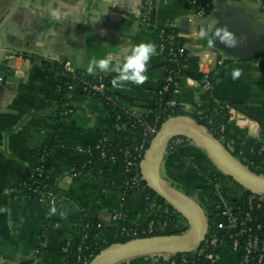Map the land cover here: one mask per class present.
Here are the masks:
<instances>
[{"label":"crops","instance_id":"1","mask_svg":"<svg viewBox=\"0 0 264 264\" xmlns=\"http://www.w3.org/2000/svg\"><path fill=\"white\" fill-rule=\"evenodd\" d=\"M144 1L0 0V32H8L12 45L21 49L0 64V78L10 79L0 101V264H66L59 253L61 245L79 235L88 219L112 227L144 225L165 211V205L147 204L139 192L124 198L120 187L105 184L102 169L116 161H100L95 168L73 173L87 145L135 140L137 133L113 120L104 105L88 94L70 92L58 112L55 99L45 94L60 79L59 70L46 61H68L73 69L86 71L91 57L108 56L117 63L142 41L155 42L158 49V39L141 21ZM212 2L211 10L198 18L191 0H155L156 28L184 24L180 28L186 56L179 67L187 75L176 84L173 117L195 121L215 115L220 102L237 104L241 111L233 109L221 143L242 165L261 171L251 144L259 137L260 124L264 125V0ZM222 26L243 36L242 44L225 48L217 42L209 48L199 36L204 27L212 33ZM41 47L47 57L33 54ZM162 62L158 52L143 84L117 90L149 104L163 83ZM234 68L241 70L236 79L231 76ZM94 74L115 76L99 70ZM178 139V144L170 143L160 163V176L170 186L205 211L213 207V182L221 186L223 182L231 197L243 191L203 149L189 139ZM42 144L50 147L48 157L54 166L47 178L50 193L42 199H26L15 185L37 161L32 149ZM52 206L57 208L56 215H49ZM60 211L67 213L66 218L60 217ZM174 218L172 229L187 227L180 215L174 213ZM103 237L100 230L87 243L100 250ZM237 259L222 244L215 264H238ZM115 264H166V256L137 255Z\"/></svg>","mask_w":264,"mask_h":264},{"label":"trees","instance_id":"2","mask_svg":"<svg viewBox=\"0 0 264 264\" xmlns=\"http://www.w3.org/2000/svg\"><path fill=\"white\" fill-rule=\"evenodd\" d=\"M202 1V0H198ZM177 25H172L163 29L153 28L152 34L159 39V43L162 44V50L159 53L163 62L161 68L163 71V76L171 75L172 84H170L168 92L159 93L162 85L157 89L156 95L152 101H149L148 107L140 109V111L134 116L129 117L126 114V110L132 109L131 103L122 100L123 95H115L114 92L117 88H113L110 81V77L101 74H88L87 71H79L73 69L72 71H66L63 69V62L58 61H46L47 66H53L60 72V79L49 91L45 92L47 96L55 99L57 103V112L62 109L67 103V97L70 93L68 86L69 84L76 85V91L79 93L88 94L82 90L83 87H90V85L97 83L98 77L102 76V82L105 84L107 97L99 94H88L96 98L104 107L108 110L110 117L113 120L123 122L126 126L137 133L135 140H124V141H103L99 144V148H95L96 142H92L87 145L89 148L87 154L82 155L79 158V164L73 173H83L86 170L95 168L96 164L100 161H109L112 158L116 159V164L112 167H105L102 169V174L105 179V184L107 186H118L122 190L123 197L135 193L133 188H130L128 182L131 179L130 172L126 171L123 151L125 147H128L131 153H134L142 140V126L139 121L156 122V126L159 128L162 122H164L168 117V114L174 115V109L166 105V101L171 98L172 90L183 77L187 74L179 67L169 63L170 59H178L180 63L184 62L186 51L184 49L183 38L179 35L181 34V28ZM183 49V53L179 54L178 50ZM26 56V55H23ZM109 81V82H107ZM127 85V84H125ZM124 85V86H125ZM220 109L215 115H209L204 118H196L195 122L199 125L205 127L216 139H218L219 126L224 125V132L226 134L229 127V117L228 108L236 109L241 111L240 107L234 103L220 102ZM117 117H119L117 119ZM156 118H158L156 120ZM156 120V121H155ZM252 150L256 154V165L264 166V125L260 124V134L259 137L252 140L251 144ZM262 148V149H261ZM50 147L48 145L42 144L40 146L34 147L31 154L37 158L35 166H31L22 180L15 185V189L21 193V195L26 199L37 200L40 195L47 190V185L45 180L47 176L53 171L54 166L49 160ZM101 153H105V157L101 156ZM36 167H40V171H36ZM256 173H260L259 170H252ZM143 194L148 195L150 198H156L158 204L167 206L170 210H173L169 205H167L161 198L157 197L151 190H149L144 183ZM249 195L248 191H244L242 195L241 207L246 208V198ZM215 194H213V197ZM147 204L149 202L144 200ZM236 203V201L231 202ZM174 211V210H173ZM174 213L178 215L175 211ZM254 214L258 216V221L263 225V229L258 233L264 237V210L260 209L254 211ZM154 221L153 231L151 233H141L143 230V225H132L129 223H121L125 229H137V235L134 237H146V236H171L183 234L187 227L182 229H172V225L175 223L174 216H152L150 217ZM165 222V226L162 230L158 229L157 226ZM87 227L80 230L79 235L74 239L65 241L62 243L61 248L65 247L66 243L67 249L62 252L61 248L59 250L60 255L66 262V264H83L85 260L89 259V256H95L99 248L95 245H89L87 241L82 240V236L85 235L86 239L89 240L94 237L100 230L104 233V240L102 248L107 247L112 243L126 242L133 237H127L120 233V229L116 227L107 226L104 222L99 219L93 218L87 220ZM80 247V249H79ZM179 256V255H178ZM33 261L23 262L21 264H32ZM188 264H206L202 258H189Z\"/></svg>","mask_w":264,"mask_h":264},{"label":"built area","instance_id":"3","mask_svg":"<svg viewBox=\"0 0 264 264\" xmlns=\"http://www.w3.org/2000/svg\"><path fill=\"white\" fill-rule=\"evenodd\" d=\"M191 4L194 7V15L198 18H203L213 6L212 0H202L199 2L198 0H191ZM154 13L155 0H145L141 7V21L151 31L153 28H156L153 23ZM179 35L181 36V34ZM161 50L162 44L159 43L158 39V52L160 53ZM178 53L182 54L183 49H179ZM169 63L179 65L180 61L174 58L170 59ZM199 68H202V65H199ZM63 69L66 71L73 70L71 64L68 61L63 62ZM163 78L164 79L162 87L159 93L168 92L170 84H172V77L171 75H169V73L167 75H164ZM202 82L205 85L207 84L206 75H204V77L202 78ZM68 89L70 92L75 91L76 85L69 84ZM82 90L88 94H99L108 98V95L105 92V84L102 82V76L98 77L97 83L90 85V87H83ZM176 92L177 87L175 84L172 90L171 98L168 99L165 103L169 107L173 108L175 106V101L172 99V96ZM228 112L231 117L233 108H228ZM126 114L131 117L134 116L136 112L133 109H128L126 110ZM167 117H172V115L168 114ZM118 118L119 117H117V119ZM157 119L158 118H156V120ZM117 122L120 123L122 127L128 128L125 123L119 121ZM139 123L142 126L143 130L141 143L139 144L134 153H131L128 147H125L123 151L126 171L130 172L131 174V179L128 184L130 188H133L135 190V192L141 193L143 199L147 200L149 204H158L156 202V198H150L148 195L143 194L144 186L142 185L143 180L140 174L139 164L145 150L149 145L150 140L156 135L159 128L156 126V122L149 123L147 121H139ZM224 129V125L221 124L218 130L219 141H221L224 136V134H222L224 132ZM178 138L179 137H175L172 142H177L178 144L180 142ZM95 142V148H99V144L103 141ZM88 152L89 148H86L85 154H87ZM101 156L105 157V153H101ZM111 160L116 161L115 158H112ZM35 169L36 171H40V167H36ZM259 174L264 176V166L262 167ZM47 178L45 180L47 190L46 192L42 193L38 199H42L43 197L48 196L50 193L47 184ZM228 179L230 181H233L229 177ZM212 188L215 194V196L213 197V207L211 211H205L208 217V232L206 237L200 244L199 248L195 251L188 253H180L176 255L164 254L166 256V264H188L190 257H199L202 258L206 262V264H215L219 247L222 244H226L229 247L230 251L237 255L238 264H264V237H262L258 233L260 230L263 229V225L258 221V216L254 214V211L260 209L264 210V193L253 192L243 188V191L238 196L231 197L217 182H213ZM244 191L249 192V195L246 198V208L241 207L242 195ZM19 194L21 197H23L20 192ZM232 201H236V203L232 204ZM165 208V211L159 214L161 217L167 215L174 216L173 210H170L167 206H165ZM262 216H264V214H262ZM87 225L88 224L86 223L84 225V228H86ZM164 226L165 222H162L157 226V228L162 230ZM115 227L117 229H120V233L122 235L136 238L134 236L137 235V229H125V227H123L121 224H118ZM143 227L144 228L141 233H151L153 231L154 221L152 219H149L146 224L143 225ZM82 240L85 242L87 241L85 235L82 236ZM68 244L69 243L67 242L65 247L61 248L62 252L66 251ZM38 251L39 250L36 249L35 253H38ZM93 257L89 256V259L85 260L83 264H89Z\"/></svg>","mask_w":264,"mask_h":264},{"label":"water","instance_id":"4","mask_svg":"<svg viewBox=\"0 0 264 264\" xmlns=\"http://www.w3.org/2000/svg\"><path fill=\"white\" fill-rule=\"evenodd\" d=\"M53 1L59 2V0ZM183 26L184 24H181L180 27ZM180 31L183 32V28ZM6 33L8 32H0V64L5 58L13 56V52L21 50L12 45ZM38 52L47 57L45 48L41 47L38 51H33V54L37 55ZM9 80L7 76L0 78V101L3 100L4 90ZM114 94L121 93L116 90ZM122 100L131 103L136 113L148 107L147 102L139 101L133 96H123ZM175 137H184L193 141L209 155L223 175L231 178L244 189L264 193V176L234 159L223 147L221 141L205 127L187 117H169L161 123L156 135L150 140L140 161L139 170L146 187L186 221V231L180 235L137 237L126 242L112 243L100 249L89 264H115L137 255H176L199 248L208 232V217L205 210L195 200L183 195L160 176L162 157Z\"/></svg>","mask_w":264,"mask_h":264},{"label":"clouds","instance_id":"5","mask_svg":"<svg viewBox=\"0 0 264 264\" xmlns=\"http://www.w3.org/2000/svg\"><path fill=\"white\" fill-rule=\"evenodd\" d=\"M200 38L206 41L209 48L222 44L225 48H236L240 46L244 40L243 36H237L235 32L230 30L227 26L218 27L214 32L209 33L206 27L199 32ZM158 55V49L155 42L142 41L134 45L131 50L117 63L104 56L97 58L91 57L86 65L88 74H93L97 70L103 73H115L114 78L110 81L113 88L123 87L125 84L141 85L147 79V70L150 65L152 57ZM241 75L239 68H234L231 71L233 79ZM57 208L52 206L49 209V215H56ZM61 218H66L67 213L60 211Z\"/></svg>","mask_w":264,"mask_h":264},{"label":"rangeland","instance_id":"6","mask_svg":"<svg viewBox=\"0 0 264 264\" xmlns=\"http://www.w3.org/2000/svg\"><path fill=\"white\" fill-rule=\"evenodd\" d=\"M224 176H225V175H224ZM222 181H223V180H222ZM215 182H216V181H215ZM218 183H219V182H218ZM221 183H222V186H223L224 188H226V187H225L226 185H225L223 182H221ZM219 184H220V183H219ZM220 186H221V184H220ZM222 186H221V187H222ZM223 187H222V188H223ZM213 194H214V191H213Z\"/></svg>","mask_w":264,"mask_h":264}]
</instances>
